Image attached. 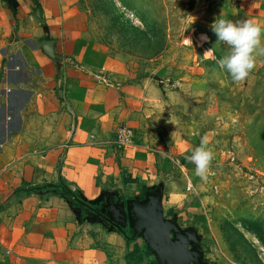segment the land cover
I'll return each instance as SVG.
<instances>
[{"label": "rangeland", "instance_id": "374dc122", "mask_svg": "<svg viewBox=\"0 0 264 264\" xmlns=\"http://www.w3.org/2000/svg\"><path fill=\"white\" fill-rule=\"evenodd\" d=\"M35 2L67 55L57 61L102 73L124 111L136 109L120 126L154 153L160 179L147 193L162 208L152 234L161 264L172 260L160 232L187 264H264V35L255 67L234 81L216 63L229 46L211 29L218 16L264 25V0L251 10L244 0ZM204 141L214 153L206 178L190 160ZM19 157L0 149L1 197L21 195L11 171Z\"/></svg>", "mask_w": 264, "mask_h": 264}, {"label": "crops", "instance_id": "0c3cea01", "mask_svg": "<svg viewBox=\"0 0 264 264\" xmlns=\"http://www.w3.org/2000/svg\"><path fill=\"white\" fill-rule=\"evenodd\" d=\"M54 35L35 0H0V149L21 156V195L0 196V264H148L143 247L161 264L154 153L137 135L136 147L116 144L136 109L124 111L102 73L61 65Z\"/></svg>", "mask_w": 264, "mask_h": 264}, {"label": "clouds", "instance_id": "9594fccd", "mask_svg": "<svg viewBox=\"0 0 264 264\" xmlns=\"http://www.w3.org/2000/svg\"><path fill=\"white\" fill-rule=\"evenodd\" d=\"M217 40L229 46V53L218 59L216 63L226 70L234 81H243L255 67L256 50L261 48V37L264 25L254 19L233 21L218 16L211 24ZM203 39L207 40L204 35ZM264 51V49H261ZM207 141L192 150L191 162L196 165V175L206 178L214 153L206 146Z\"/></svg>", "mask_w": 264, "mask_h": 264}, {"label": "built area", "instance_id": "2783aa9c", "mask_svg": "<svg viewBox=\"0 0 264 264\" xmlns=\"http://www.w3.org/2000/svg\"><path fill=\"white\" fill-rule=\"evenodd\" d=\"M116 144L119 148L136 147L135 130L125 124L120 126L116 134ZM189 189H191V187H189ZM71 191H75V189L72 188Z\"/></svg>", "mask_w": 264, "mask_h": 264}, {"label": "water", "instance_id": "95a60500", "mask_svg": "<svg viewBox=\"0 0 264 264\" xmlns=\"http://www.w3.org/2000/svg\"><path fill=\"white\" fill-rule=\"evenodd\" d=\"M162 236L163 246L167 254L172 260V264H187L186 257L184 256L180 247L174 246L171 241L166 237L165 232H160Z\"/></svg>", "mask_w": 264, "mask_h": 264}, {"label": "trees", "instance_id": "16d2710c", "mask_svg": "<svg viewBox=\"0 0 264 264\" xmlns=\"http://www.w3.org/2000/svg\"><path fill=\"white\" fill-rule=\"evenodd\" d=\"M0 210H1V208H0Z\"/></svg>", "mask_w": 264, "mask_h": 264}]
</instances>
